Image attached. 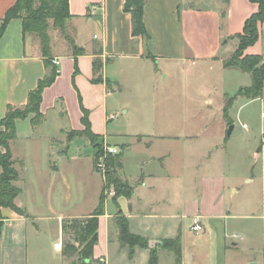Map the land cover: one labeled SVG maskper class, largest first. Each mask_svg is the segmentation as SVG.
<instances>
[{
    "label": "crops",
    "instance_id": "obj_1",
    "mask_svg": "<svg viewBox=\"0 0 264 264\" xmlns=\"http://www.w3.org/2000/svg\"><path fill=\"white\" fill-rule=\"evenodd\" d=\"M15 2L0 0V20ZM68 4L75 42L86 50L85 54L77 57L79 72L75 75V88L81 92L84 106L104 111L106 123H109L107 116L112 115L108 111L111 96L122 93L133 84L153 93L157 81L165 83L172 74L200 75L205 83L199 87L204 102L201 111L206 112L212 109L211 97L214 91H218L219 84L222 86L226 82V77L231 76L235 80L237 75H248V81L241 87L251 84L249 73L225 68L223 61L233 53L245 21L258 11L255 2L145 0L143 22L149 37L147 41L131 33V16L124 10V0H68ZM257 29L256 41L245 48L244 54L260 55L264 61V23L258 22ZM94 46H98V53ZM96 55L103 61L102 80L92 82V61ZM53 58L58 61L59 74L43 90L40 103V111L45 117L43 126L46 115L54 111L64 121L59 133L66 128L80 131L83 124L76 127L70 123L66 93L58 89L65 76L74 73V58L67 47L62 54L54 53ZM45 72L38 41L33 35L23 33L21 18L11 19L0 35V120L9 106L21 107L27 103L29 91L35 88ZM68 92L76 98L71 85ZM221 92L223 97L228 95ZM246 99H259L264 103V85L261 96ZM119 106H124V103L119 102ZM223 106L224 103L213 110L221 112L228 124L234 122L228 111L224 114ZM121 109L127 112V109ZM43 126L37 133L43 132ZM3 129L0 125V133ZM234 129L233 126L230 136ZM263 131L264 122L253 137L256 144L252 151L254 164L250 163L243 174L231 169L229 154L228 160L220 156L229 153L230 144L226 138L230 136L226 135L219 144L206 149L204 160L200 158L186 164L179 179L171 178L169 174L167 147L142 154L133 174L125 169V157L132 146L151 149L156 147L154 143H166L167 136L127 134L111 129L98 134L105 138L107 144L121 146L120 174L131 181L133 190L128 197L109 195L104 200L103 213L98 216L93 264H98L99 257L106 258L107 264H149L152 254L156 257V264H161L169 250L164 242L177 237L180 240V260L177 261L171 251L174 256L171 264H264ZM34 132L29 118L17 120L16 137L9 145L18 172L13 183L20 190L15 204L24 213L1 208L4 230H1L0 244L7 237L9 239L0 264H43V257L49 252L66 264L65 250L54 247L57 242L62 243L65 234L62 223L72 218L87 217L99 203L102 176L94 170V159L90 154L88 172L97 181L92 203L84 211L70 212L76 200L67 192L69 176H65L63 168L75 159L73 156L70 158L68 152L70 146L77 144L76 141H61L45 133L49 143L38 161L31 162L23 154L15 153L17 142H24L27 147L39 145L37 138L41 135ZM0 151L4 152L1 146ZM213 155H217L218 160ZM45 183L48 200L42 194ZM58 188L59 191L52 193ZM26 194L32 195V202L21 198ZM120 216L127 219L129 231L145 241V246L136 245L132 254L119 240L117 218ZM195 223L202 226V232L196 233L191 229ZM44 227L48 231L47 239ZM6 228L13 230L7 234Z\"/></svg>",
    "mask_w": 264,
    "mask_h": 264
},
{
    "label": "rangeland",
    "instance_id": "obj_2",
    "mask_svg": "<svg viewBox=\"0 0 264 264\" xmlns=\"http://www.w3.org/2000/svg\"><path fill=\"white\" fill-rule=\"evenodd\" d=\"M49 32L51 35L52 52L55 54L64 53L65 48H68V46L64 38L60 35L59 30L50 28ZM240 42L241 39L237 38L233 53L240 45ZM93 49L94 51H97V53L99 52L98 46H94ZM233 53H231V55ZM76 64L78 67L77 62ZM77 73L66 75L64 83L58 88L59 92H63L64 94L66 93V97L68 99V105H66V108L72 125L75 124L74 126L79 127L77 124H83V107L87 110L90 128L96 134H103L108 129H111L116 132H123L127 134L146 133L167 136L166 143L162 142L157 145L154 143L156 147L151 149L143 148L141 146H132L131 151H129L126 155L124 162L125 169L128 173L133 174L134 171L137 170V165L142 154L151 151H162L164 147H167V155H169L167 156V168L169 174L171 175V178L179 179L181 175H183L182 168L186 164L190 165L197 159L201 158L204 160V157H207V153H205L206 149L213 147L215 144H219L226 136L230 125H233L235 129L232 135H229L230 137L228 136L229 138H226V141L229 139V153H227V155H220L221 158L224 157L227 159L229 154V160H227L231 165L230 167L232 170L237 171L238 174H243L247 171L250 163L254 164L252 151L254 150L256 144L253 141V137L257 134L260 125L264 122L260 115V100H247L246 97L237 96L228 109V116L234 119V122L230 124H228L227 119L223 117L221 112L213 110L217 106L224 103L226 98L234 95L243 82L248 81V75H237L235 80H233L231 76L226 77V82L222 84V86L219 84L218 91H214V94L211 97L212 109L210 108L207 112L201 111L203 109L204 102L199 87L205 83L202 82L203 79L200 75L172 74L165 83L157 81L155 85L156 89L153 93L143 91V86L135 84L127 86L122 93H117L111 96L109 100L111 107L108 111L112 115L107 116V122L109 121V123H106L104 111L95 108L90 109L84 106L82 94L75 88V75ZM190 79L191 81H189ZM70 85L76 92V98H73V96L68 92ZM58 89H56V91H58ZM221 91L227 92L228 95L223 97ZM119 102L124 103V106L122 107L127 109L126 113L122 112V107L119 106ZM78 112L81 113V115L78 114ZM33 117L37 121L36 125H33L31 122ZM27 118L30 119L31 125L35 130L34 134H40L37 133V130L43 126L45 117L43 120H39L34 112L29 111L26 116L14 119L15 137L17 120H24ZM46 118L47 120L43 126V132L44 130L46 131L44 133L42 132L40 134L41 136L37 138L39 139V145L33 144L27 147L24 142L20 141L14 146L15 153L18 155L23 154L28 157L31 162L38 161L45 145L49 143V139H46L45 133L49 136H55L61 141H76L77 144L70 146L68 152L69 157L72 158L73 156L76 161L75 159L70 160L63 168V173L65 176H69L68 183L70 184V187L67 192L68 194H71L72 199V195H74V199L76 200V208L74 207V209L70 212L84 211L91 205L95 187L97 185L96 178L88 172V156L91 154L93 159L97 156L96 160L99 162L101 159H104L107 154H117L121 146L112 145L110 143L107 144L105 142V138L99 136L97 142H102V149L100 153H97L96 148L93 147V143L87 137L67 128L61 130V133H59V129L64 125V121L63 118L55 114L54 111L49 112V114L46 115ZM243 123H246L248 128L247 130L243 128ZM193 136L197 137L192 138ZM15 137L12 140H14ZM12 140L9 141V145ZM122 140L127 141L125 139ZM109 141L113 142L111 139ZM107 147L112 148L113 151L109 152ZM79 153L83 155H79ZM213 156H216L215 158L218 160L217 155ZM14 165L15 164H13V167L15 168ZM96 171L102 176L103 184L101 192L104 195V200L109 195L113 197V186L106 184L107 179L102 175L101 171ZM119 177L122 181H126L128 184L132 185L131 181L129 182L127 179L121 177L120 173ZM105 185H107V187L104 189ZM43 188L42 194L44 199L46 198L48 200L49 192L47 191L48 186L46 183ZM59 190L60 189L58 188V190H54L52 193H56V191ZM21 198L28 203L32 202V199H34L30 194L23 195ZM93 212L87 215L90 216ZM50 229L51 228L48 229L49 234L51 232ZM3 230L2 226V231ZM12 230L13 228H6L7 234L11 233ZM44 232L46 237L45 239H47L48 231L46 227H44ZM8 239L9 238L7 237V240ZM6 241L0 244V257L6 253V247L8 246ZM69 244H73L72 236L70 232H65L62 238L61 250L64 251L68 249ZM75 244L77 246V243ZM122 245L127 247L129 254L133 253L136 246L126 243H122ZM173 257V253L167 250V258L163 259L161 264H171ZM65 260L66 264H93V254L87 260H84V258H81L76 254L73 256L67 255ZM42 263L63 264V262L59 260L56 255H52L50 252L44 255Z\"/></svg>",
    "mask_w": 264,
    "mask_h": 264
},
{
    "label": "trees",
    "instance_id": "obj_3",
    "mask_svg": "<svg viewBox=\"0 0 264 264\" xmlns=\"http://www.w3.org/2000/svg\"><path fill=\"white\" fill-rule=\"evenodd\" d=\"M250 1L258 4V11L245 21L243 32L237 36V38L241 39L240 45L232 55L223 61V67L249 73L251 76V84L246 87H240L234 95L225 99L223 106L225 115L237 96H244L250 99L257 98L261 96L263 91L264 61L260 55L244 54V50L256 41L258 37V22L264 23V0ZM144 2L145 0H124V10L129 12L131 16V33L147 41L149 37L143 22ZM71 17L68 0H16L0 20L1 35L11 19L21 18L23 33L33 35L34 39L38 41L46 69L45 74L38 79L35 88L29 91L27 103L21 107L9 106L4 118L0 120V125L4 126V130L0 133V146L4 148V152L0 151V234L3 225L1 214L2 207L11 208L19 214L24 213L23 210L15 204V198L20 190L13 183L18 177V172L13 167L14 161L11 158L9 147V141L15 137L14 119L24 117L30 111L36 114L37 119L43 120L44 115L40 111L43 90L50 86L59 74L58 67L53 62L54 53L52 52L51 46L50 28L58 29L60 35L66 41L69 54L74 58V73L78 72L76 64L77 57L86 53L85 48L77 45L75 42L74 28L70 22ZM102 68L103 61L96 55L92 61V82H99L102 80ZM82 111V123L84 128L75 132L87 137L93 143V147L96 148L97 153H100L102 142H97L99 135L92 132L90 128L87 110L82 107ZM31 122L33 125L37 124L34 117L31 119ZM96 157L97 156L94 157L95 171L98 170L95 165L97 163ZM121 157L122 149L117 154H107L104 158L106 165V184L113 186V197L117 195L128 197L132 194L133 190L132 185L128 184L126 181H122L119 177L122 165ZM106 187L107 185L104 186V189ZM103 203L104 195L101 192L98 206L92 215L84 218H72L62 223L63 232H70L73 240V244H69L68 249L65 250V254L68 256L76 254L84 258V260L92 256L93 247L97 243L98 216L103 213ZM117 225L121 243L145 246V241L142 238L129 231L127 219L125 217H118ZM75 243H77V246ZM164 246L174 253L177 261L180 260V240L178 237L166 240ZM149 264H156V257L154 254L151 255Z\"/></svg>",
    "mask_w": 264,
    "mask_h": 264
},
{
    "label": "built area",
    "instance_id": "obj_4",
    "mask_svg": "<svg viewBox=\"0 0 264 264\" xmlns=\"http://www.w3.org/2000/svg\"><path fill=\"white\" fill-rule=\"evenodd\" d=\"M53 62L57 65L58 61L56 59H53ZM261 118L262 120L264 121V103L262 102L261 103ZM243 128L246 129L247 128V125L244 123L242 124ZM264 132V131H263ZM108 148V151H113L112 148L110 147H107ZM96 167L98 168L99 172L101 171L102 172V175L105 177V169H106V165H105V160L104 159H101L99 162L96 163ZM110 193H113V192H110ZM191 229L196 232V233H200L202 232L203 228L200 224L198 223H195L191 226ZM61 245L62 243L61 242H57L56 244H54V247L59 249L61 248ZM98 264H107V260L106 258L104 257H99L98 259Z\"/></svg>",
    "mask_w": 264,
    "mask_h": 264
},
{
    "label": "water",
    "instance_id": "obj_5",
    "mask_svg": "<svg viewBox=\"0 0 264 264\" xmlns=\"http://www.w3.org/2000/svg\"><path fill=\"white\" fill-rule=\"evenodd\" d=\"M232 130H233V125H230L228 130H227L226 135L229 136L231 134ZM250 264H256V262H251Z\"/></svg>",
    "mask_w": 264,
    "mask_h": 264
}]
</instances>
